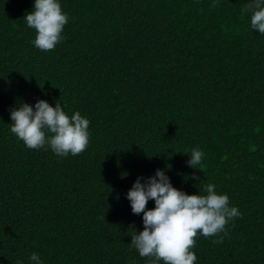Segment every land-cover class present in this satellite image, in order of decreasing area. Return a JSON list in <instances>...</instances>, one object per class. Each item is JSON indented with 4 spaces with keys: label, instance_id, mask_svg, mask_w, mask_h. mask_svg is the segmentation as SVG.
<instances>
[{
    "label": "trees",
    "instance_id": "1",
    "mask_svg": "<svg viewBox=\"0 0 264 264\" xmlns=\"http://www.w3.org/2000/svg\"><path fill=\"white\" fill-rule=\"evenodd\" d=\"M58 2L68 23L41 51L25 19L34 0H0V264H153L131 246L143 214L126 196L157 169L189 195L214 185L240 212L197 235L195 264H264V34L241 11L251 0ZM38 100L89 120L85 151L29 149L11 132L10 109Z\"/></svg>",
    "mask_w": 264,
    "mask_h": 264
},
{
    "label": "clouds",
    "instance_id": "2",
    "mask_svg": "<svg viewBox=\"0 0 264 264\" xmlns=\"http://www.w3.org/2000/svg\"><path fill=\"white\" fill-rule=\"evenodd\" d=\"M241 11H251V28L264 34V0H251ZM25 19L27 26L36 31L34 46L41 51L55 48L68 23L58 0H34L33 10ZM10 118L11 132L29 149H40L47 144L56 155L64 157L69 153L79 155L88 146L89 120L79 112L69 117L60 103L52 107L47 101L38 100L34 108L22 103L10 109ZM46 130L52 135L46 136ZM203 156L202 151L193 149L189 166L197 169ZM205 192L206 195H189L174 188L161 169L146 179L138 177L126 198L133 214H143V230L138 234L134 231L131 246L141 257H153V264L156 261L195 264L197 256L192 249L197 235L217 236L225 231L230 220L240 215L236 207L229 206L226 194H217L214 185L208 184ZM149 200H154V209H147ZM30 260L40 264L36 253Z\"/></svg>",
    "mask_w": 264,
    "mask_h": 264
}]
</instances>
